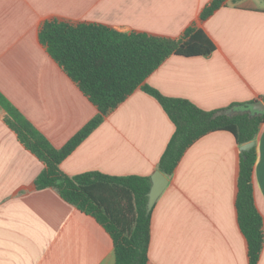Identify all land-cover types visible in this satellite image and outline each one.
Masks as SVG:
<instances>
[{"label":"crops","instance_id":"0c3cea01","mask_svg":"<svg viewBox=\"0 0 264 264\" xmlns=\"http://www.w3.org/2000/svg\"><path fill=\"white\" fill-rule=\"evenodd\" d=\"M210 1L0 0V93L57 149L96 115L38 42L40 24L56 18L169 38L196 24L215 51L171 57L146 84L205 111L256 100L264 94V0H230L200 22ZM173 132L157 101L138 89L60 169L68 176L151 177ZM255 142L253 197L264 223V124ZM239 153L224 131L187 149L151 210L147 264H248L235 208ZM41 170L0 109V264H115L110 237L92 217L56 191L35 188ZM258 264H264V246Z\"/></svg>","mask_w":264,"mask_h":264},{"label":"trees","instance_id":"16d2710c","mask_svg":"<svg viewBox=\"0 0 264 264\" xmlns=\"http://www.w3.org/2000/svg\"><path fill=\"white\" fill-rule=\"evenodd\" d=\"M228 1L211 0L200 11V22L208 20ZM37 38L97 113L57 149L0 93L4 124L22 147L42 164L34 180L35 188L56 191L66 203L92 217L110 237L115 264H147L150 177L111 176L97 171L68 176L60 169V164L139 89L157 101L174 126L157 164L160 173L171 177L187 149L205 135L228 132L238 148L256 141L264 124V112H253L251 106L256 102L264 105V94L225 109L205 111L188 100L166 97L147 85V78L169 58L208 57L215 51L211 38L193 23L180 36L169 38L52 18L40 24ZM256 160V146L239 153L235 208L237 224L247 245L248 264H258L264 246V223L253 197Z\"/></svg>","mask_w":264,"mask_h":264},{"label":"water","instance_id":"95a60500","mask_svg":"<svg viewBox=\"0 0 264 264\" xmlns=\"http://www.w3.org/2000/svg\"><path fill=\"white\" fill-rule=\"evenodd\" d=\"M251 110L253 112L262 113L264 112V105L261 102H256L252 104ZM255 145H256V142L252 141L250 143L240 146L239 151L240 152L249 151ZM150 181H151V187L148 193L147 212H150L152 210L155 202L157 201V199L160 197V195L163 193V191L168 186L167 177H165L159 171H156L152 174V176L150 177Z\"/></svg>","mask_w":264,"mask_h":264}]
</instances>
